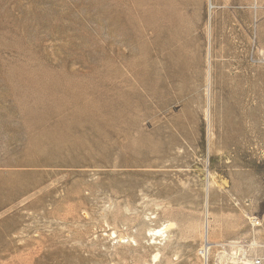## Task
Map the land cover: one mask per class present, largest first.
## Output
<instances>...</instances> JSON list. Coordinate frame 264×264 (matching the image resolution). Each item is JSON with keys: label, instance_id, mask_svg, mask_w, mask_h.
I'll list each match as a JSON object with an SVG mask.
<instances>
[{"label": "rangeland", "instance_id": "obj_1", "mask_svg": "<svg viewBox=\"0 0 264 264\" xmlns=\"http://www.w3.org/2000/svg\"><path fill=\"white\" fill-rule=\"evenodd\" d=\"M206 222L264 264V0H0V264H204Z\"/></svg>", "mask_w": 264, "mask_h": 264}, {"label": "bare ground", "instance_id": "obj_2", "mask_svg": "<svg viewBox=\"0 0 264 264\" xmlns=\"http://www.w3.org/2000/svg\"><path fill=\"white\" fill-rule=\"evenodd\" d=\"M208 2L209 3H211L212 2V0H208ZM210 7V6H209ZM209 9V8H208ZM209 31V30H208ZM207 31V32H208ZM209 34V33H208ZM209 38V37H208ZM209 45H208V48H207V57L210 59L211 58V50H210V43H208ZM207 61H208V59H207ZM206 61V62H207ZM209 69V68H208ZM209 71H207V76H208V78L207 79H209ZM211 176V175H210ZM212 181H213V183H217V179H216V177H212ZM223 182V181H222ZM208 183H207V185H206V193H204L205 194V199H207V191H208ZM211 187V186H210ZM206 203H207V201H206ZM206 208V207H205ZM171 227H172V225L171 224H167V225H164L161 229H158L157 231H153L152 233H154V232H157V233H166V231L167 230H169V229H171ZM204 232H203V245H202V248L199 250V253H203V255H204V258L208 255V252H209V249H211V247H212V245L214 244H212L209 240H208V222H206L205 224H204ZM208 230V231H207ZM157 257H158V254H155L154 256H153V258H152V261L154 262L156 259H157ZM218 257V256H217ZM219 258H221V256L219 257ZM222 260V259H221ZM219 262V261H218ZM234 263V262H233ZM236 263V262H235Z\"/></svg>", "mask_w": 264, "mask_h": 264}, {"label": "built area", "instance_id": "obj_3", "mask_svg": "<svg viewBox=\"0 0 264 264\" xmlns=\"http://www.w3.org/2000/svg\"><path fill=\"white\" fill-rule=\"evenodd\" d=\"M249 224L251 227H258L259 226V221L257 220V218H252L249 220ZM199 255L203 258L204 260V264H207V259L206 257L204 258V255L203 253H199ZM262 263V259L261 258H256L254 261H253V264H261Z\"/></svg>", "mask_w": 264, "mask_h": 264}]
</instances>
